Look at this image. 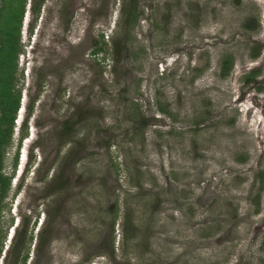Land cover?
Returning a JSON list of instances; mask_svg holds the SVG:
<instances>
[{
    "label": "rangeland",
    "instance_id": "1",
    "mask_svg": "<svg viewBox=\"0 0 264 264\" xmlns=\"http://www.w3.org/2000/svg\"><path fill=\"white\" fill-rule=\"evenodd\" d=\"M20 43L0 264H264V0H28Z\"/></svg>",
    "mask_w": 264,
    "mask_h": 264
},
{
    "label": "trees",
    "instance_id": "2",
    "mask_svg": "<svg viewBox=\"0 0 264 264\" xmlns=\"http://www.w3.org/2000/svg\"><path fill=\"white\" fill-rule=\"evenodd\" d=\"M27 1L0 0V202L6 197L12 177V175L3 174L2 165L4 151L11 142L14 120L17 119L16 115L21 104V90H15L13 81L15 73L18 71L19 55L23 52L20 43L21 26L26 12ZM34 5L32 11L35 12V15H38L40 3L35 1ZM103 45L104 43L101 41L99 46H95L93 54L104 51ZM225 63L227 64L228 60ZM21 75H23L22 72ZM17 161L18 152L14 157V166H16ZM13 238L14 242L11 246V251L17 253L16 250L20 246L22 233H17ZM43 239L44 235L41 234L37 243L38 251L43 245ZM29 240H32V236L29 237ZM20 251L17 253L18 256ZM26 257V254L20 255L23 263H25Z\"/></svg>",
    "mask_w": 264,
    "mask_h": 264
},
{
    "label": "clouds",
    "instance_id": "3",
    "mask_svg": "<svg viewBox=\"0 0 264 264\" xmlns=\"http://www.w3.org/2000/svg\"><path fill=\"white\" fill-rule=\"evenodd\" d=\"M21 109V107L19 108V110ZM18 110V111H19ZM18 120V119H17ZM17 122V121H16ZM27 159H28V154L27 153H20L18 154V162H19V165L21 166L22 165V162H24L25 164H27ZM23 160V161H21ZM25 167V166H24Z\"/></svg>",
    "mask_w": 264,
    "mask_h": 264
},
{
    "label": "bare ground",
    "instance_id": "4",
    "mask_svg": "<svg viewBox=\"0 0 264 264\" xmlns=\"http://www.w3.org/2000/svg\"><path fill=\"white\" fill-rule=\"evenodd\" d=\"M21 110V109H20Z\"/></svg>",
    "mask_w": 264,
    "mask_h": 264
}]
</instances>
